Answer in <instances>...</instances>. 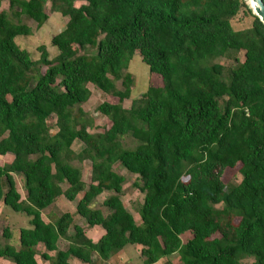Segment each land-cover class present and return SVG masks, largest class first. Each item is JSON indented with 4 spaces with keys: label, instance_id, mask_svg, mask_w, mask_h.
I'll return each mask as SVG.
<instances>
[{
    "label": "trees",
    "instance_id": "obj_1",
    "mask_svg": "<svg viewBox=\"0 0 264 264\" xmlns=\"http://www.w3.org/2000/svg\"><path fill=\"white\" fill-rule=\"evenodd\" d=\"M6 1L0 155L11 159L0 164V203L27 215L30 225L17 228L15 242L11 229H2L0 258L87 263L93 253L107 260L137 244L142 264L172 254L182 264H241L246 257L247 264H264V26L244 1ZM46 9L66 20L49 38L55 55L39 44L32 59L15 37L32 33L24 19L40 28ZM238 14L249 22L233 30ZM134 52L159 84H148L123 107ZM87 83L115 98L95 106L108 120L98 131L88 130L91 118L80 108ZM114 164L134 175L131 185L142 194L139 223L120 199L124 177ZM234 167L241 177L235 184L214 173ZM13 173L22 177L24 198ZM103 191L105 213L91 206ZM60 195L75 202L85 225L102 229L95 241L70 212L42 218Z\"/></svg>",
    "mask_w": 264,
    "mask_h": 264
},
{
    "label": "rangeland",
    "instance_id": "obj_2",
    "mask_svg": "<svg viewBox=\"0 0 264 264\" xmlns=\"http://www.w3.org/2000/svg\"><path fill=\"white\" fill-rule=\"evenodd\" d=\"M79 4L75 2V5ZM0 8L6 9L7 8V1H1ZM48 18L42 24V26L38 29L35 28V23L24 19V22L28 24L31 29L32 33L28 36H21L18 35L15 37V42L18 44L19 47L24 48L29 56L32 59H36L38 56V51L36 50V46L39 44H43L48 52L49 57L55 55L56 51L49 43L50 36L60 30L64 25L66 20L65 17L60 16L57 12H49ZM16 20V19H14ZM249 22L248 17H243V15L238 14L234 16L230 20V27L233 30H238ZM79 52L89 53L92 54L94 52V48H83L79 50ZM223 63H228L225 59H221ZM127 72L131 75L132 84L130 87V97L126 98L122 101L123 107H128L130 103V99L135 97L139 92L144 91L148 84H159V79L156 76L148 77V69L147 65L141 61L138 53L134 52L127 62L126 67ZM87 88L90 91L88 98L81 103L80 108L85 112V114L91 118V126L89 127V131H98L102 127L103 124H107L108 120L102 116L99 112L95 110V106L97 103L106 100L109 102L115 101L114 97L110 95H106L105 93L101 92L97 89L94 85L87 83ZM48 127L51 132L55 130L54 120L50 118L47 120ZM79 143L75 141L72 144V148L76 151L79 148ZM11 159V154H5L3 156L0 155V164L5 163ZM113 166L117 170L119 174L124 177V181L122 183V193L120 195V199L124 205V207L130 211L133 216L135 222L139 223V214L136 211L138 204L141 203L142 194L134 188L131 183L134 179V175L131 173L126 172L123 168L119 166ZM81 167V178L84 182L88 179L89 174V162L83 161L80 163ZM214 173H218L219 179L223 183L229 182L231 184L238 183L240 180V174L238 173L236 167L234 168H225L220 170L219 168H215ZM13 178L15 181V186L17 191L19 192L21 198H24V188H23V180L20 174L13 173ZM107 191L101 192L99 195L91 203L92 207H98L102 209L103 213H105L104 207L101 205L102 199L107 195ZM75 202L69 201L65 199L63 196L57 197L53 204L48 207L47 209L42 211V218L44 220L47 219V215L49 213L58 216L61 212H70L73 215L74 221L78 224H81L84 230L85 235L95 241L98 236L102 233V229L99 226H92L89 227L85 225L81 218H78L75 215ZM30 224L28 222V216L20 213L18 211L12 210L9 206L0 203V234L2 229L5 226H8L11 229V239L10 241L15 242L17 236V228L18 227H28ZM71 232V230H69ZM1 238V237H0ZM64 242L59 240L58 246L62 247ZM39 251L42 250L40 245L37 246ZM35 259L39 264H44L45 261L42 260L39 255H35ZM142 257L139 255V246L137 244H128L123 247L122 250L117 252L112 257L108 258L107 260H100L95 253L91 256L90 262H82L74 257L69 258V262L72 264H142L141 262ZM252 261V258L246 257L241 260V264H247ZM0 264H12L10 261L0 258ZM152 264H182L177 259L176 254H172L165 258H160L156 262Z\"/></svg>",
    "mask_w": 264,
    "mask_h": 264
},
{
    "label": "water",
    "instance_id": "obj_3",
    "mask_svg": "<svg viewBox=\"0 0 264 264\" xmlns=\"http://www.w3.org/2000/svg\"><path fill=\"white\" fill-rule=\"evenodd\" d=\"M251 13L255 15L264 26V3L262 0H243Z\"/></svg>",
    "mask_w": 264,
    "mask_h": 264
}]
</instances>
